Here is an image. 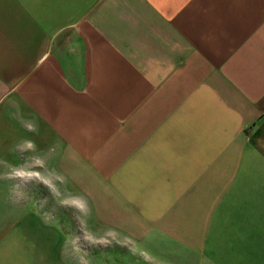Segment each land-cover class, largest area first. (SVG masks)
Wrapping results in <instances>:
<instances>
[{"label": "crops", "instance_id": "0c3cea01", "mask_svg": "<svg viewBox=\"0 0 264 264\" xmlns=\"http://www.w3.org/2000/svg\"><path fill=\"white\" fill-rule=\"evenodd\" d=\"M24 138L115 264H264V0H0V175Z\"/></svg>", "mask_w": 264, "mask_h": 264}, {"label": "rangeland", "instance_id": "374dc122", "mask_svg": "<svg viewBox=\"0 0 264 264\" xmlns=\"http://www.w3.org/2000/svg\"><path fill=\"white\" fill-rule=\"evenodd\" d=\"M41 162L39 168L43 171H38L36 175L43 176L59 192L60 199L77 197L72 195L67 180L63 179V174L58 170H54L55 172L52 173L53 171H49L51 166ZM16 183L17 181L14 180L7 181L8 192L2 197L0 214L3 222L15 227H9V237H24L20 252L24 255L25 264H35L37 261L39 264H49V262L79 264L77 259L79 255L86 257L87 264L116 263L113 259H115L118 249L117 242L112 239L111 230L96 228L93 213L79 212L73 207L59 206L42 185H29L23 190L25 195L20 199L15 195L14 185ZM16 206L19 209L14 210L13 208ZM45 213H50L52 218H47ZM74 213L79 215L80 222L89 235L108 241L109 246L89 248L87 245H83L84 250L81 253H76L73 239L79 235L80 224H78ZM107 231L109 232L107 233ZM136 249V253H140V248L136 247Z\"/></svg>", "mask_w": 264, "mask_h": 264}, {"label": "clouds", "instance_id": "9594fccd", "mask_svg": "<svg viewBox=\"0 0 264 264\" xmlns=\"http://www.w3.org/2000/svg\"><path fill=\"white\" fill-rule=\"evenodd\" d=\"M29 130H32L31 125L27 126ZM15 150L20 157L19 163H12L5 166V171L0 175V179H8L17 181L14 185L15 195L22 199L25 195L24 189L29 185H42L45 187L49 194L57 204L61 207H73L79 212L84 211V202L80 197H70L60 199V194L57 190L46 181L43 176H37L38 171H43L39 168L41 161V156L38 154L34 141L28 138L22 139L15 146ZM50 155V154H49ZM49 171H54L50 169ZM83 205V207H81ZM78 224H80L79 235L75 236L73 239L74 251L76 253H81L84 250L83 245H87L89 248L103 246L108 247L109 242L103 239H97L89 235L83 228L80 222L79 215H76ZM45 216L51 219L50 213H45ZM79 264H87L86 257L84 255H79L77 257Z\"/></svg>", "mask_w": 264, "mask_h": 264}, {"label": "snow or ice", "instance_id": "6c2138e0", "mask_svg": "<svg viewBox=\"0 0 264 264\" xmlns=\"http://www.w3.org/2000/svg\"><path fill=\"white\" fill-rule=\"evenodd\" d=\"M81 207H83V205H81Z\"/></svg>", "mask_w": 264, "mask_h": 264}]
</instances>
